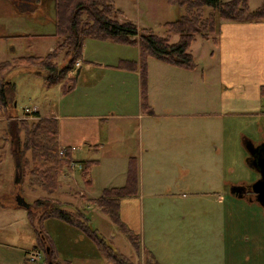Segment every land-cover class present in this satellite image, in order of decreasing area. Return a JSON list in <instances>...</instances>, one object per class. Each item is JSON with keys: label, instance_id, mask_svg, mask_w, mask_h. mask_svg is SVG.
<instances>
[{"label": "rangeland", "instance_id": "374dc122", "mask_svg": "<svg viewBox=\"0 0 264 264\" xmlns=\"http://www.w3.org/2000/svg\"><path fill=\"white\" fill-rule=\"evenodd\" d=\"M116 2L118 4L116 7L120 9L117 16L120 20L129 19L127 21L133 22L138 28L150 29L158 36L167 35L164 28L165 22L175 21L185 14V7L171 3L169 0H116ZM248 2L250 8L255 9L261 5L263 0H249ZM53 9V0H42L40 12H30L26 15L13 12L6 14V6L4 9L0 7V34L15 30L13 26L17 24H26L28 32L34 35L27 40L9 37V49L31 50L27 54L45 55L49 47L56 41L53 35L55 28ZM210 12H214L218 27L220 19L217 12L210 8L204 9L205 16ZM216 32L210 37L216 38ZM177 40L178 35H170V43ZM105 45H115L117 49L128 51V55L135 54L140 49L138 43L120 44L110 40L91 38L85 42V46L89 49H107ZM189 49L195 57V70L184 68V70H177L175 67L178 66L165 64L156 58L148 57L146 59V96L148 91H152L156 97L154 100L160 98L161 93L168 97H190L194 104L198 105L200 114L192 118L177 119L176 123L182 125L185 131L183 132L184 140L171 139L178 146L177 148L160 147L154 149L153 152L156 151L155 153L158 154L161 150V155L152 156L151 153L140 149L141 141L143 142L142 147H145V122H140L138 118H132L121 123V125H126L130 132V144L125 151L128 152L129 157L123 159L125 161L123 164L120 154L123 151L121 150L117 162L125 167L126 162L128 163L127 173L129 164H133L130 166L136 177L138 192L132 196H136L135 198L141 202L142 226L144 225L146 228L153 218V222L159 227H166L168 224H183L184 227H190L189 231L185 232L186 238H183L182 233H179L178 230L175 234L160 236L157 240L159 247L156 248L162 263L264 264V216L258 214L263 209L255 201L238 199L230 193L231 185L242 181L252 183L258 178L257 173L246 162L247 153L243 146V139H251L254 143L264 142V95H262L261 113L244 111V113L237 114L238 111L231 108L227 101L228 95L236 91L230 87L232 82L229 79L220 77L213 40L198 35ZM59 60L58 62L62 63L61 59ZM136 63L139 66V63ZM154 63L164 65L163 67H168L170 71L174 72L170 73V77L167 73H163V80H159L157 75L161 74L160 66L153 65ZM36 66L39 70L46 71L42 65ZM138 66L134 70L140 71ZM13 81L20 83L19 92L16 93V114L21 116L24 109L31 106V97L33 101L43 106L42 113L48 109V103L44 100L45 91L48 88L43 85V79L40 78L39 91L36 90L32 96L27 95L26 92L32 88L33 82L31 84L25 74L19 72ZM99 83L100 80L96 84ZM91 88L89 86V89ZM140 88L142 96L141 74ZM74 97L84 101V97L78 94H75ZM133 99L134 96L130 90V112H133ZM54 104H56L55 98ZM230 109L233 110V113L224 116L226 112L231 111ZM110 110L111 107L108 108V112H116L114 107ZM10 115L15 114L10 113ZM224 120L231 123L230 129L227 128L225 131L222 127ZM27 121H37V119H27ZM113 121L115 122V120ZM5 123L0 122V193L8 192L13 196L19 194L31 205V210L34 213L38 209L42 212L44 207L36 209L33 206V199L41 191L38 189L37 193H32L28 189L27 177H21L18 174L20 171H17V169L19 170L16 167L17 163L22 164L19 160L16 161L20 142L15 140V135L11 134L9 126H6ZM186 136H191V139ZM21 138H23V134L20 135L19 141H22ZM74 158L76 160L84 158V147L74 152ZM23 171L25 172V169ZM69 173L71 176L74 175V180L70 178L69 185L73 193L77 194L76 192H78L79 194V192L88 190L92 196L98 195L100 190L94 193L91 187L84 186L80 169L70 167L68 170H63L60 177ZM18 178L19 181H17ZM124 180L123 184L127 181V175ZM115 181L121 186V180L115 178ZM140 187H143V192ZM90 192H87L86 195L92 197ZM58 198L63 202L76 204L75 199H71L73 197L60 196ZM80 199L84 198L80 197ZM85 200L91 202L90 198ZM80 202L84 205V201ZM90 212L94 217V212ZM261 212L264 215V211ZM37 216L39 214L35 213V217ZM8 217L9 219H6V215L1 214L0 220L4 221L6 228L11 229L10 231L18 232L22 227L28 228L25 221L22 224L21 219H16L15 215L10 214L9 216L8 213ZM135 220L134 217L133 222ZM102 222L97 218L94 226L97 227ZM111 225L107 222L101 225L105 232V238L108 241L112 240L109 243L115 249L118 248L127 253L129 244L122 233L117 232L118 234L110 239V235L113 233L112 229H115H109L113 227ZM145 231L146 233H140V240L143 239V236L146 238V234L149 237L147 228ZM133 232L135 231L133 230ZM13 234V232L9 233L4 230L0 232V239H12ZM177 234H179V238ZM181 239L184 240V244ZM191 241L193 242L191 243ZM169 259L173 261L171 262ZM77 262L78 264H111L103 255L98 259L80 258Z\"/></svg>", "mask_w": 264, "mask_h": 264}, {"label": "crops", "instance_id": "0c3cea01", "mask_svg": "<svg viewBox=\"0 0 264 264\" xmlns=\"http://www.w3.org/2000/svg\"><path fill=\"white\" fill-rule=\"evenodd\" d=\"M114 2L118 6L116 0ZM41 5L42 0H0V7L4 9V6H6V14L13 12L19 15H26L30 12H40ZM53 8L55 18L54 0ZM118 10L120 9L118 8ZM117 19L119 18L117 17ZM125 20L129 19H119L120 22ZM53 23L55 26V19ZM15 26H13L15 30L0 34V64L13 60V64L4 71L3 75L6 87L11 91L8 102L12 105L8 106V108L12 114H15L14 116L17 119L26 114V109H28L30 114L28 119H57L60 146H74L73 158L74 152L84 147V158L80 160L74 158L76 162L96 161L89 168L90 182L88 185L84 182V186L86 188L91 187L94 193L100 190L97 196H92L90 191L84 190L79 192V194L76 192L78 194L77 197V194L73 193L71 186H69L71 183L70 178L74 180V175L71 176L70 173L60 177V187L57 193L50 196L57 199L60 196L73 197L71 199H75L76 204L74 205L72 202H69V204L84 209L91 220L92 226L104 238L106 236L101 228L102 223L112 224L111 226L113 227L109 229H115H112V234L109 233L111 234L110 239H113L115 234H118L117 232H122L95 203L87 202L85 199H94L100 196L104 188L120 187L115 178L121 180V186L124 185L122 181L126 178L128 163L126 162L125 167V165L119 164L117 159L119 158V151L125 152L130 144V132L129 128L126 125H121V123L132 118H138L140 122L144 121L145 147H142L143 142L141 141L140 149L149 154L151 153L152 156H159L162 153L161 150L157 154L155 153L156 151L153 152L154 149H159L160 147L175 149L178 146L171 139L184 140L183 132L185 131L182 125L176 123L177 119L197 116L200 114L197 108L198 105L194 104L193 99L190 97H168L164 96L163 93L159 95L160 98L154 100L155 95L152 94V91H148L146 96L147 106H144L140 88V71L117 66L122 60L139 63L140 50L138 49L135 54L128 55V51L117 49L115 45H105L107 49H89L85 46L88 38L83 42L82 54L78 59L81 62V66L74 71L71 68L67 74L71 81L66 80L65 82V80H61L56 84H48L45 80L47 71L39 70L36 66L37 64L30 61H16V59L19 57H44L52 52L57 43L55 28L53 35L56 41L49 47L48 52L45 55H34L27 54L31 50L9 49V37L27 40V38L34 36L28 32L26 24H17ZM216 31L215 42H213L215 43V55L220 77L223 76V78L229 79L232 82L230 87L233 88V91H236L228 95V104L231 108L238 111L236 112L237 114L240 112L244 113V111L261 113L262 88L264 87V21H220ZM130 40L134 41L137 39L132 37ZM193 58L195 60L194 56ZM59 59H61L62 63L58 62L60 61ZM68 60L66 52L63 51L57 57L56 64L58 67H63ZM153 65L160 66L161 74L160 76L157 75L159 80H163V73H167L170 77V73L174 72L170 71L168 67H163L164 65L155 63ZM175 68L184 70L180 67ZM71 71L73 72L71 73ZM19 72L25 74L31 84L33 82L32 88L26 92L27 95L32 96L36 90L39 91L40 78L41 80L43 79L45 88H54L45 91L44 100L48 103V109L44 113L41 112L43 106L33 101L31 97V106L25 108L21 116L16 114V93L19 92L20 83L13 80ZM98 80H100V83L96 84ZM156 80L158 79L156 78ZM35 86L36 88H34ZM89 86L92 88L89 89ZM130 90L134 96L132 102L133 112H130ZM75 94L84 97V101L75 98ZM54 98L56 104H54ZM109 107H111V110L114 107L116 112H108ZM230 110L224 116L231 115L233 110ZM113 120L118 124H114ZM0 122H6V126L9 124L7 116L2 111H0ZM222 127L223 131L227 130V128L230 129L231 123L224 120ZM186 138L191 139V136H186ZM123 152L120 154L122 155V163L125 164L123 159H128L129 154L128 152ZM222 180L224 181V179ZM28 189L32 193H37L39 188L32 190L28 187ZM140 189L143 192V187H140ZM39 190L41 193L33 201L45 195L41 189ZM212 191L215 192L214 190ZM87 192H90L89 194L92 197L87 196ZM203 193L209 194L210 192ZM17 195L13 196L8 192L0 193V215L5 214L6 219H9L8 213L9 216L13 214L16 219H21L22 224L25 221V225L27 224L28 228L22 227L18 232L10 231L11 229L6 228L4 221L0 220V232L7 230L9 233H14L12 239H0V264H78L77 260L80 258H100L102 254L98 251L94 242L80 230L56 218H47L41 223L40 210L36 208L38 210L35 213L39 214V216L35 217L30 204L28 207H24L16 202ZM232 196L234 197V195ZM80 197L84 199H80ZM135 197L127 196L120 199V217L128 228L139 234V237H141V232L146 233L145 229L147 228L149 237L146 234V238L143 236V239L140 240L139 252L134 249L128 240L127 253L111 246L126 256L133 264H144L143 252L146 249L154 254L159 264H164L157 252L156 247H159L157 240L162 234H175L177 230L182 233L183 238H186L185 232L189 231L190 227H184L185 225L183 224H168L166 227H159L153 222L154 219L151 218L149 225L146 224L147 227L145 228L144 225L142 226L143 223L140 219L141 202ZM80 201H84V205ZM20 208L25 211H21ZM90 211L94 212V217L91 216ZM261 211L258 214L264 216ZM134 217L136 220L133 222ZM97 218L103 222L95 227L94 224ZM40 228L42 232L39 234L43 236V242H40L38 238V230ZM111 241L109 240L108 242ZM181 241L184 244V240L181 239ZM35 247L40 248L43 252V257L39 262H32L26 259V251ZM170 261L172 262L173 260Z\"/></svg>", "mask_w": 264, "mask_h": 264}, {"label": "trees", "instance_id": "16d2710c", "mask_svg": "<svg viewBox=\"0 0 264 264\" xmlns=\"http://www.w3.org/2000/svg\"><path fill=\"white\" fill-rule=\"evenodd\" d=\"M249 0H169V2L185 7V14L175 21H167L164 28L166 36H158L147 28H138L131 21L120 22L117 19L119 10L113 0H54L55 7V36L57 43L54 50L44 57H19L16 61H30L42 65L47 71L45 80L48 84H56L61 80H70L67 77L69 70L76 60L81 57L83 42L86 38L96 40H110L120 44L138 43L140 47L139 66L135 61L122 60L118 67L134 70L140 69L142 81V103L146 102V59L156 58L165 63L184 69H194L196 62L190 52V46L196 36L210 37L217 29L214 12L204 15V9L210 8L217 12L220 21H264V1L251 9ZM178 35V40L170 43V35ZM135 37L137 40L131 41ZM66 52L69 58L67 64L58 67L57 57ZM13 64L9 60L0 64V111L8 118L11 134L20 142L17 151V171L21 177H27L28 187L32 190L41 189L45 195L33 201V206L41 208V223L47 218L59 219L80 230L91 239L98 251L106 257L111 264H133L126 256L116 251L104 236L96 230L84 209L72 206L50 195L57 193L60 187V174L68 170L76 162L73 150L65 147L62 154L59 144L58 121L55 118H37L29 122L27 119H17L10 115L8 102L10 90L6 87L4 71ZM69 81V82H70ZM145 89V92H144ZM264 95V87L262 88ZM23 134L22 141H19ZM19 162V163H20ZM96 161L81 162L83 165L82 176L86 185L89 184V168ZM129 164L127 181L123 186L104 188L100 196L90 199L103 213H105L136 251H140L139 234L133 232L122 221L119 212L120 199L136 195L138 186L133 168ZM24 168H23V167ZM25 169V172L23 171ZM41 227V226H40ZM41 228L38 238L43 242ZM40 233V234H39ZM43 234V233H42ZM144 264H159L154 254L144 250Z\"/></svg>", "mask_w": 264, "mask_h": 264}, {"label": "water", "instance_id": "95a60500", "mask_svg": "<svg viewBox=\"0 0 264 264\" xmlns=\"http://www.w3.org/2000/svg\"><path fill=\"white\" fill-rule=\"evenodd\" d=\"M260 145H264V142L259 145H255V143L251 139H243V146L248 155L246 157V162L248 163L249 167L258 175V178L254 182L250 183L248 187L255 196L254 201L259 204L264 211V157L259 161L253 159V156H255L256 150H259ZM17 181H19V178L17 179ZM230 193L236 198L242 199L245 193V186L240 184L231 185ZM16 202L24 207L29 206V204L21 195L16 196Z\"/></svg>", "mask_w": 264, "mask_h": 264}, {"label": "built area", "instance_id": "2783aa9c", "mask_svg": "<svg viewBox=\"0 0 264 264\" xmlns=\"http://www.w3.org/2000/svg\"><path fill=\"white\" fill-rule=\"evenodd\" d=\"M80 66H81V62L79 60H76L73 64L72 70L74 71L75 69H78ZM73 71H71V73ZM25 113L26 116H24V118H28V116H30L28 109L25 110ZM74 148H75L74 146L71 147L72 150H74ZM64 149L65 147L61 146V148L59 149V154H62ZM71 168L72 169L77 168L81 170L83 168V165L81 163H74L71 165ZM42 257H43V252L40 248L35 247L26 251V259L29 261L39 262L42 259Z\"/></svg>", "mask_w": 264, "mask_h": 264}, {"label": "flooded vegetation", "instance_id": "af4514ba", "mask_svg": "<svg viewBox=\"0 0 264 264\" xmlns=\"http://www.w3.org/2000/svg\"><path fill=\"white\" fill-rule=\"evenodd\" d=\"M262 142H256L255 143V145H259V144H261ZM248 156V155H247ZM264 157V145H260V147H259V150L257 151L256 150V152H255V156H253V159H256V160H260L261 158H263ZM252 160V159H251ZM254 171V170H253ZM256 173V172H255ZM238 184H240V185H244L245 186V193H244V196H243V198L242 199H245V200H247V201H249V202H252V201H254L255 200V196H254V194L249 190V184L250 183H248V182H246V181H242V182H240V183H238ZM235 197V196H234Z\"/></svg>", "mask_w": 264, "mask_h": 264}]
</instances>
